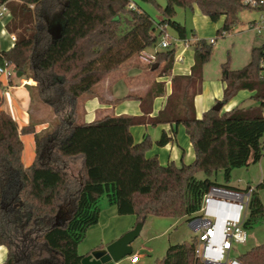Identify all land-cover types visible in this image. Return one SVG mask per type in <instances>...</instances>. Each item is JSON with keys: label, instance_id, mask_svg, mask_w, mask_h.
<instances>
[{"label": "trees", "instance_id": "trees-1", "mask_svg": "<svg viewBox=\"0 0 264 264\" xmlns=\"http://www.w3.org/2000/svg\"><path fill=\"white\" fill-rule=\"evenodd\" d=\"M160 12L157 22L130 0H0L11 17L6 30L17 41L0 49V65L11 67L26 84L31 103L48 104L56 121L35 132L32 121L20 129L3 111L6 87L0 80V247L9 250L3 264H81L79 254L90 227L99 223L100 204L107 199L119 215H135L138 224L150 217H197L204 194L211 186L229 187L235 169L248 168L264 158V45L252 47L247 66L233 69L222 64L224 106L241 91L252 93L253 105L230 111H205L198 118L195 98L202 92L204 68L214 54V43L198 39L191 44V74L173 75L174 48L161 50L148 70L156 78L146 92L124 99L140 101L141 115H106L84 122L78 114L96 86L113 72L158 44L166 27L187 42L185 25L174 20L176 9L195 6L212 22L224 18L219 36L230 33L245 9L242 0H139ZM60 28L59 35L56 29ZM157 64L154 70L153 66ZM160 70V71H159ZM171 77L172 91L165 107L154 117L155 99L165 95ZM13 82V81H12ZM10 86H13V83ZM123 99L116 100L115 103ZM168 125L175 132L184 126L195 151V160L181 168L160 164L148 156L152 141H134L137 125ZM22 134H34L36 157L25 166ZM174 136L158 141L164 147ZM204 173V179L197 178ZM221 173L225 184L215 179ZM255 186L243 227L249 232L264 223V204ZM14 196L6 205L5 198ZM196 237L171 244L157 264H202L195 257ZM241 264H264V243L240 254Z\"/></svg>", "mask_w": 264, "mask_h": 264}, {"label": "rangeland", "instance_id": "rangeland-1", "mask_svg": "<svg viewBox=\"0 0 264 264\" xmlns=\"http://www.w3.org/2000/svg\"><path fill=\"white\" fill-rule=\"evenodd\" d=\"M130 2L137 5V7H139L142 11L146 12L147 14L149 13L151 17L155 19L157 22L161 20L160 12L153 4L142 3L139 0H130ZM157 2H159V4L163 8L167 4L166 0H157ZM238 16H239L238 23L234 26V28L230 31V33L225 34V36H219L217 31L223 26L224 18L218 22H212L208 17L202 14L198 6L197 7L195 6L193 9H184L182 7L176 9L174 20L185 25L187 34L189 37L187 39L188 43L193 41L194 35H196L198 39H205L209 42H211L212 40L214 41V46H213L214 54L212 56L211 61L206 64L207 69H208L207 70V82H209L210 87L216 81L221 82L220 69L222 68L223 63L230 61V65L232 66L233 69H241L247 66V63L249 62L250 57H251L252 47H261L264 45V36H259L257 32H255L252 29L253 24L255 22L260 21L261 13L255 10L245 9L241 13H239ZM2 22H0V49L3 51V50H7L10 47H12V41L11 39H9V35L5 27L3 26ZM166 34L169 36V41L173 43L171 48H174L176 51V58H177L175 62L176 74L178 76H181L179 74H181V72H184L186 67H189L190 61H192L194 58L193 50H190L189 53H187L186 55L183 56V58H181L180 53L186 42L183 40H180L178 35L175 33V31L169 26L166 27ZM161 41H162V37H159L156 49L151 48L149 49V51H155V50L161 51L159 50V47H158ZM147 68L148 66L143 64L140 58L137 57V58H134L131 62L123 65L121 69L105 77L103 80H105L109 76L112 77V80L115 79L118 81V80L123 79V83L118 84V95L119 96L128 94L131 91V88L129 86H132V87L135 86L136 89H138V91L136 90L135 92L139 93L142 90L137 87L139 86L145 87L148 82H150L149 84L151 85V81L153 82V80L156 78L155 76L157 73H153ZM138 70H142L144 71V73L140 75L135 74L133 76V74L136 73ZM23 79L25 78L20 77V78L12 79L14 82L13 88H15V90H19V87L21 86V81H23ZM28 82L30 84L32 83V81H28ZM4 86L7 87V85H4ZM101 86L102 85L99 84L97 88H100ZM22 88H23L22 89L23 94H21V96L19 95V92H12L11 94L10 93L8 94L7 92V94H5L4 103H3L4 104L3 111L7 112L6 102L12 96L14 100L13 102L16 105L17 110H19V112L21 113L22 120L18 119L20 126H21L20 129H22V127H24L25 125L30 124V123L26 124L25 122H23L24 105L27 111L30 113L31 120L34 123L39 124V123L45 122L48 124V127L50 124L52 125L54 121H56V116L55 114H53L50 106L48 104L43 103L39 99L34 100L32 104L29 87L24 86ZM167 91H168V87H167ZM248 92L241 91V93H245V94H248ZM251 98L248 97V99H245L244 103L241 105L245 107H248L249 105H253L254 101ZM27 99H30V100L27 101ZM137 103L138 101L135 98L134 99H124L122 100V105H119V106H126V107L128 106L127 115H133L131 114V111H134L133 108L134 109L136 108ZM158 103L162 104L163 100L162 101L160 100ZM216 104L213 105L211 109L214 106H216ZM111 112H114V111L112 110ZM111 112L102 113L99 115L98 118L100 119L103 117V115L110 114ZM7 113L11 116L9 112ZM78 114L80 117L83 114V108L81 106H79ZM82 120L85 122V118H83ZM38 126H41V125H38ZM48 127L40 128L38 130L35 129V132L36 133L43 132ZM140 127H143L142 131L139 132L140 135L138 132H136L138 134H136L135 136L137 138L136 140H139L137 136H140V141H136V142L137 143L141 142L143 140L144 134L145 136H149L152 141V148H151L152 150L148 153V156L152 157V155H157L159 162L161 161L165 162V164H162V163L160 164L168 165L169 163H173L177 167H182L183 165L189 164L195 160V156L193 159H191L192 153L194 155L195 151L193 150V146H191L192 143H190L191 142L190 137L187 131L185 130L184 126L180 125L176 127L177 129L179 128V131H176L177 133L174 134V137H175L174 140L164 147L158 145V141L161 140L162 138L163 129L164 128H165L164 130L167 129L166 127H164V125H152L151 124L149 127H147L151 129V131L149 132L145 131L144 125H137L133 128L138 129ZM154 129L158 130L159 132V136L155 139L153 138V134H152L153 133L152 130L154 131ZM22 136H24V139H22L21 137L23 141V150L25 147L27 152H29V150L31 152V141L33 144L35 141L34 134H22ZM33 152H34L33 159L26 166H30L33 164L35 157H36V152L34 149H33ZM176 153H178L177 159H175L174 157L176 156ZM22 161H23V157H22ZM243 170L246 172L247 168H243ZM234 171H239V169H235ZM250 173L254 174L255 176L258 175L259 163L250 165L249 174ZM204 177H205L204 173L197 175V178L200 180L204 179ZM215 179H217L219 183L225 184V179H223V175L221 173H218ZM234 179H235V176H234ZM234 184H236V186H240L241 188H243L244 186L243 183H239L236 179L234 183L230 185L234 186ZM259 227H264V223H262L259 226H256V228H259ZM256 228L252 229V231H249V240L247 241V244L237 246L233 250V252L230 255L231 258H237L238 255L243 254L247 252L248 250L252 249L254 245L263 244V242H259L258 240L254 242L253 238L251 240V237L252 235H254V230ZM172 229L173 231L171 232V234L175 233L176 236H179L180 238H184L183 241L191 242L193 238L197 236V233L194 231V229H192L189 223L188 222L186 223L185 221H178ZM141 237L142 235L133 245L135 252H138L140 248L141 241H142ZM252 243H256V244H252Z\"/></svg>", "mask_w": 264, "mask_h": 264}, {"label": "crops", "instance_id": "crops-1", "mask_svg": "<svg viewBox=\"0 0 264 264\" xmlns=\"http://www.w3.org/2000/svg\"><path fill=\"white\" fill-rule=\"evenodd\" d=\"M193 38L194 39L192 42H190V43L186 42L185 43V45H184V47L180 53L181 58H183L184 55H186L187 53H189L190 50H192L191 44H193V42L195 40H198L196 35H194ZM193 54H194V50H193ZM176 60H177V58L175 59V62H176ZM193 63H194V58L192 61H190L189 67H186L185 71L181 72V74H179V75L182 76V75L191 74ZM173 67H174L173 68V75H177L176 69H175V63L173 65ZM207 70H208L207 66L205 65L203 89H202V92L195 98L196 99L195 100V110H196V115L198 118L202 117L203 116L202 114L205 111L211 109V107L213 105H215L216 102L219 103V100L223 99L222 96H223L225 84L222 81L221 82L216 81L210 87L209 82H207ZM221 72H222V68L220 69V74H221ZM143 73H144V71L138 70L136 73L133 74V76L135 74L140 75ZM139 75H137V76H139ZM133 76H131V77H133ZM156 80L158 82L165 83V95L163 97H158L155 99V102L153 105V112L151 113V116H154V117L165 107V105L167 103V96L172 91V83H171V77L170 76L158 78ZM12 83H14V82H12ZM120 83H123V79L118 80V81L115 79L112 80V77L109 76L105 80L101 81V83H99L100 85H102L100 88H97L99 86V84L96 86L95 89H96L97 95L95 97L86 99L85 104H84L83 118H85V123L86 122H93V121L99 119L98 117L100 114L109 113L112 110L114 112H111L110 114H105L103 116H106V115H114V116L127 115L128 114V109H127L128 106L127 107L126 106H119V105H122V101L115 103L116 100H118V99L124 100V98H126L129 95L143 94L142 92H144V91L146 92L147 88L150 86V84H149L150 82H148L145 87L144 86L137 87V88L142 90L139 93L135 92L136 90L138 91V89H136L135 86L134 87L129 86L131 88V91L128 94L119 96L118 95V84H120ZM26 84H30V83L27 80L23 79V81H21V86L19 87V90L21 92L19 90H15V88H13V86H7L6 90L4 92V96H5V94H7V92H8V94L9 93L11 94L12 92H19V95L21 96V94H23V92H22L23 88L22 87L26 86ZM32 84H34V82L31 83V85ZM167 87H168V91H167ZM251 94H252L251 92L250 93L248 92V94L239 92L232 99L231 102H229L227 105H225L223 107L222 111H225V112L230 111V110H232V108L243 104L245 99H248V97L251 98ZM242 99H244V100H242ZM29 100L30 99H27V101H29ZM160 100L161 101L163 100L162 104L158 103ZM13 101L14 100L11 96L8 99V101L6 102V104H7L6 110L17 121L19 127H21L19 120H18V119L22 120L21 113L19 112V110H17L16 105L14 104ZM137 101H138V103H137L136 108L135 109L133 108L134 111H131V114H133V115H129V116H135V115H141L142 114L140 101L139 100H137ZM24 104H26V103H24ZM23 112H24L23 122H25L26 124L31 123L32 122L31 115L27 111L25 105H24V111ZM38 125H41V126H38ZM25 126H27V125H25ZM144 126H145V131H147V132L151 131L150 128H147L150 125H144ZM46 127H48V124L45 122H42V123L36 124L35 129L38 130L40 128H46ZM164 127H166L167 129L164 130L165 129ZM164 127H163L164 129H163L162 136L165 133L169 136H172V135L174 136V132L172 131V126L170 124L164 125ZM142 128L143 127H140L138 129L137 128L131 129V133L133 134L135 143H136V141H140V136H137L139 140H136L137 138L135 136H136V134H138L139 132L142 131ZM176 131H179V128L178 129L175 128V132ZM136 132H138V133H136ZM152 132H153L152 134H153L154 139L159 136L158 130L154 129V131L152 130ZM139 135H140V133H139ZM144 137H145V134L143 136V139H144ZM174 138H173V140H174ZM22 139H24V136H22ZM263 145H264V138H263ZM33 149L35 150V141H34V144L31 141V152L32 153L29 150V152H30V154H29V152H27L26 148L24 147L23 163L25 166L28 165L33 159V156H34ZM193 150H194V147H193ZM194 156H195V152H194V155L192 153L191 159H193ZM174 157H175V159H177L178 153H176V156H174ZM160 163L165 164V162H162V161ZM179 168H181V167H179ZM249 171H250V167L247 168L246 172L242 168V169H239V171H234L232 173V176H231L232 181L230 184L234 183V181L236 179L239 183L244 184L243 188H241L240 186H236V184H234V186L229 184V187L232 189H238V190L244 191L251 186L255 187L256 185L260 184L264 180V158L261 161H259V173L257 176H255L254 174H251V173L249 174ZM234 176H235V179H234ZM260 194H261V199H262L263 204H264V190L260 191ZM13 198H14V196H12V197L7 196V198H5L6 205L12 203ZM100 207H101V213H100L101 217H100L99 223L90 227V229L87 231V235H86L85 239L78 246L79 254L83 257L89 256L95 250L106 249V246H108L111 243L119 240L120 238H122V236L124 234L132 231L136 227L137 218L135 215H119L117 212V208L115 206L109 205L107 199H104L101 202ZM178 221H185L187 223L186 219L175 220L174 218L169 219V218H161V217H156V216L148 218V220L145 222V224L142 225V229H141L142 230V232H141L142 241H141V245H140L138 252H135V249L133 247L134 244L132 245L133 254L140 255L139 261L137 263H132L131 262V256L133 255L132 254L131 256L124 258L122 261H120L116 264H157L156 261L159 259H162L166 255L171 244H178V243L185 242V241H183L184 238H180L179 236H176L175 233L171 234V232L173 231L172 228L176 225V223ZM255 230H254V235H252V237H251V240L253 238L254 242H256L258 240L259 242L264 243V227H259V228H256ZM194 231L196 232L195 229H194ZM252 244H256V243H252ZM258 245H261V244L254 245L253 247L258 246ZM8 253H9V250H7L6 247H4V246L0 247V264H3L7 260Z\"/></svg>", "mask_w": 264, "mask_h": 264}, {"label": "built area", "instance_id": "built-area-1", "mask_svg": "<svg viewBox=\"0 0 264 264\" xmlns=\"http://www.w3.org/2000/svg\"><path fill=\"white\" fill-rule=\"evenodd\" d=\"M242 1L248 8L261 13L260 21L255 22L252 29L259 36H264V0ZM132 7L135 8V5L132 4ZM10 17V9L4 4L0 6V22L3 21L5 29L6 21ZM8 35L14 44L17 41L15 35L9 33ZM211 42L214 43L213 40ZM172 45L165 32L158 46L159 50L171 48ZM158 52V50H145L139 58L143 64L150 66L156 62ZM262 64L264 66V60ZM13 78H16V71L11 67L0 65V80L3 85L10 86ZM254 190V186L241 191L218 185L211 186L204 194L197 217L189 222L197 233L195 257L202 264H241L238 259L231 258L230 255L237 246L245 245L249 240V232L243 224ZM139 258L140 255L133 254L131 262L137 263Z\"/></svg>", "mask_w": 264, "mask_h": 264}, {"label": "water", "instance_id": "water-1", "mask_svg": "<svg viewBox=\"0 0 264 264\" xmlns=\"http://www.w3.org/2000/svg\"><path fill=\"white\" fill-rule=\"evenodd\" d=\"M60 28L56 29V34L59 35ZM157 64L153 66L155 70ZM23 74H18V78L22 77ZM224 105L217 103L212 109L214 111L222 110ZM142 224H138L132 231L127 232L119 240L106 246V249L95 250L89 256L84 257L81 264H116L122 261L124 258L129 257L133 254L132 245L139 239L142 232Z\"/></svg>", "mask_w": 264, "mask_h": 264}]
</instances>
